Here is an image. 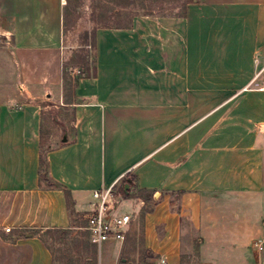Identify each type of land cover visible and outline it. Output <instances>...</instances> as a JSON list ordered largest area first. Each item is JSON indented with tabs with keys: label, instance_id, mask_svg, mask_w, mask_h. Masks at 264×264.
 Wrapping results in <instances>:
<instances>
[{
	"label": "crops",
	"instance_id": "obj_1",
	"mask_svg": "<svg viewBox=\"0 0 264 264\" xmlns=\"http://www.w3.org/2000/svg\"><path fill=\"white\" fill-rule=\"evenodd\" d=\"M68 1L0 0V264L53 263L28 231L72 226L65 190L90 239L93 193L129 179L106 264H264V0H93L106 21L77 72Z\"/></svg>",
	"mask_w": 264,
	"mask_h": 264
},
{
	"label": "trees",
	"instance_id": "obj_2",
	"mask_svg": "<svg viewBox=\"0 0 264 264\" xmlns=\"http://www.w3.org/2000/svg\"><path fill=\"white\" fill-rule=\"evenodd\" d=\"M150 1L151 0H122V6L123 9H129L130 11L142 9L152 10L153 7L149 5ZM191 1L192 0L189 2ZM113 2L115 8L121 6L116 3V0ZM69 4L70 1H68L67 6ZM120 26L124 25L122 24ZM68 27L69 13L65 10L64 33L66 34ZM85 70L86 73L88 68L85 67ZM64 76H68V73H65ZM40 181L42 184L47 183L50 188L60 187L49 177L48 163L45 155H42L41 157ZM125 185L120 187L117 194L127 198L130 195V190L126 191ZM65 195L68 200L72 226L69 229H50L46 231L30 230L28 233H31L33 237H38L43 245L50 251L53 258L52 264H99L97 248L90 243L88 232L82 231V228H85L86 226H80L79 223L75 221V218H78V216L74 213L72 208L71 193L68 190H65Z\"/></svg>",
	"mask_w": 264,
	"mask_h": 264
},
{
	"label": "rangeland",
	"instance_id": "obj_3",
	"mask_svg": "<svg viewBox=\"0 0 264 264\" xmlns=\"http://www.w3.org/2000/svg\"><path fill=\"white\" fill-rule=\"evenodd\" d=\"M92 1L93 0H72L71 4L69 5L70 7V23H69V28L67 31V36L65 39V47H66V56H65V69L66 71H70L72 68H74L77 71L80 70L81 68V63L80 60L83 59L84 57L88 56L89 57V63H91V56H92V45L94 42V32L98 27H101V25L105 24L104 22L106 21V18H103V23L102 22H96L95 19V12L92 10ZM156 2V1H155ZM152 6H154V0H151L149 2ZM111 7V6H110ZM103 11V10H102ZM102 11L99 13L102 15ZM94 13V16H93ZM142 14L145 12L142 11ZM124 17V16H123ZM97 19H99L97 17ZM13 41L12 39H3L1 40V47L8 49L9 47L12 46ZM88 45V46H85ZM84 46L87 48L84 50ZM74 62V63H73ZM9 66L8 64L5 65L3 61V57L0 58V82L3 84V88L7 89L10 88V83H11V77L8 76L9 73ZM12 69H14L12 67ZM2 96V94H0ZM52 111V110H50ZM46 112V117H49L52 120V113L53 112ZM53 122V121H52ZM54 123V122H53ZM50 126L46 127V132L45 133H52L53 131L50 130ZM51 144V142L47 141L46 145L48 146ZM46 146V147H47ZM120 188L116 191V195L119 192ZM127 205L120 204L117 202L116 207L114 208L112 214L114 216H122L124 214H132V211L126 207ZM99 248L97 250L98 252V258L102 259V262L106 264L110 258V250L107 248H104L101 253L99 252ZM146 256H144L141 260H134L133 264H142L143 260L145 259ZM99 263V261H98ZM100 264V263H99ZM119 264H123L122 261L119 262ZM127 264V263H126ZM130 264V263H129Z\"/></svg>",
	"mask_w": 264,
	"mask_h": 264
},
{
	"label": "built area",
	"instance_id": "obj_4",
	"mask_svg": "<svg viewBox=\"0 0 264 264\" xmlns=\"http://www.w3.org/2000/svg\"><path fill=\"white\" fill-rule=\"evenodd\" d=\"M258 80L259 76L254 79L253 83ZM259 91H264V82ZM93 198L96 203L87 219L90 242L99 249L108 242H123L131 222V216L127 214L114 216L112 214L117 204L115 188L111 187L104 191H95ZM6 231L10 232L11 229H6ZM257 247L260 251H263L262 245ZM159 264H166V261L161 260Z\"/></svg>",
	"mask_w": 264,
	"mask_h": 264
},
{
	"label": "water",
	"instance_id": "obj_5",
	"mask_svg": "<svg viewBox=\"0 0 264 264\" xmlns=\"http://www.w3.org/2000/svg\"><path fill=\"white\" fill-rule=\"evenodd\" d=\"M130 184H132L131 179H129V180H128V183L125 185V189H126V191H128V189H129V185H130Z\"/></svg>",
	"mask_w": 264,
	"mask_h": 264
}]
</instances>
